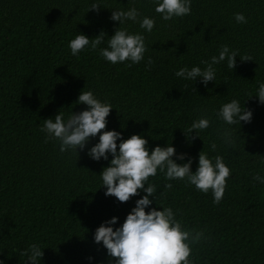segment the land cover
<instances>
[{
    "label": "trees",
    "instance_id": "16d2710c",
    "mask_svg": "<svg viewBox=\"0 0 264 264\" xmlns=\"http://www.w3.org/2000/svg\"><path fill=\"white\" fill-rule=\"evenodd\" d=\"M94 2L102 8L87 11ZM133 7L155 20L153 30L131 21L122 27L144 35L148 50L131 67L129 61L111 64L99 52L119 27L111 12ZM154 9L152 0H0V264H30L20 253L31 244L42 248L40 264H114L94 232L112 217L113 229L119 227L145 193L125 203L105 196L99 174L111 154L99 161L87 155L98 135L77 149V157L61 153L58 142L46 143L40 131L58 112L67 119L71 111L86 110L75 103L81 90L112 105L106 131L124 139L140 135L149 152L171 144L177 164L192 158V172L200 151L223 157L230 176L219 204L211 191L166 181L159 170L145 184L157 187L146 212L171 207L185 229L204 231L208 239L191 246V264H264V183L253 179L264 178V104L249 98L264 83V0H192L190 15L169 21ZM235 13L247 22L237 23ZM101 31L106 37L97 49L71 55L76 35L91 39ZM222 45L253 61L237 57L232 71L226 62L215 65L216 82L207 86L175 75L184 67L203 69L201 61L218 55ZM233 99L252 111L249 123L228 126L216 118ZM203 116L210 127L200 139L186 140L183 132ZM226 128L233 147L220 139ZM179 154H187L184 161ZM165 183L173 187L165 190Z\"/></svg>",
    "mask_w": 264,
    "mask_h": 264
},
{
    "label": "clouds",
    "instance_id": "9594fccd",
    "mask_svg": "<svg viewBox=\"0 0 264 264\" xmlns=\"http://www.w3.org/2000/svg\"><path fill=\"white\" fill-rule=\"evenodd\" d=\"M152 3L155 5V12L164 21L191 14L192 0H152ZM101 8L99 3L94 2L87 11L98 12ZM234 19L237 23L247 22L242 13H235ZM110 20L118 21L119 27L107 39V46L99 49L100 56L111 64L126 61L130 62L129 67L138 64L144 59V54L148 50L145 37L140 33H129L122 25L131 21L138 23L141 29L150 33L155 26V20L147 16L142 17L135 7L128 10H112ZM105 37L103 31L91 39L83 34L76 35L68 45L71 55L77 56L88 46L93 50L97 49L104 43ZM237 57L241 62L253 61L250 55H239L237 50H230L227 45H222L218 55L212 56L210 60L201 61L205 65L203 69L198 66L191 69L184 67L175 75L193 83L199 79L207 86L210 81L216 82L215 65L226 62L227 68L232 71L236 67ZM152 62L149 58L148 64L151 65ZM193 91L195 92L194 88ZM251 97H256L260 104H264V83L259 85L255 95H249V98ZM75 103L86 105V110L79 113L71 111L67 119L64 118L63 113L58 112L53 118L43 120L40 131L45 134V142H58L61 153L67 151L75 152L77 155V149L83 150L90 138L98 135V142L88 150L87 155L99 161L108 160V155L111 154L112 159L108 166L99 174L102 180L101 187L106 189L105 196H113L117 201L125 203L131 197L139 195L141 191L145 193L142 198L136 200L135 207L119 227L115 229L112 227L117 223V217H112L97 227L94 232V242L102 243L109 259H114V264H191L189 260L192 254L191 246L208 239L204 231L185 229L182 221L176 219L171 207H164L161 210L151 208L146 212L145 208L155 200L157 187L152 183H148L147 186L145 184L150 177L156 176L159 170L166 181H184L188 185L195 186L200 192L211 191L213 203L219 204L224 195L227 178L230 176V169L224 164L223 157L217 155L210 158L206 152L200 151L198 166L196 171L192 172V158L188 157L186 163L177 164L172 159L176 152L171 144H166L164 147L156 146L149 152L148 141L140 135L133 134L124 139L120 132L106 131L107 117L113 107L97 99L92 91L81 90ZM216 118L225 125L240 126L241 121L245 123L251 121L252 111L233 99L220 107L216 112ZM210 124L211 121L206 116L193 120L190 127L183 132L186 140L200 139V133L208 129ZM193 132L195 136L192 135ZM219 136L226 146L235 145V138L230 128L224 129ZM118 140L119 144H117ZM210 147L215 151L217 145L212 143ZM186 155L179 154L176 159L184 161ZM253 179L264 183V178L259 175L254 176ZM163 187L168 190L173 185L165 183ZM20 255L27 256L30 264H40L43 252L38 244H31Z\"/></svg>",
    "mask_w": 264,
    "mask_h": 264
}]
</instances>
